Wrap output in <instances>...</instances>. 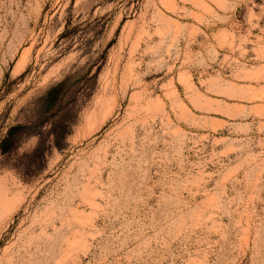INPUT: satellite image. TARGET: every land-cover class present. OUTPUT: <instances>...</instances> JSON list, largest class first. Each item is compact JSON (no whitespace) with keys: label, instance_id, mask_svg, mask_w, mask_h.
I'll use <instances>...</instances> for the list:
<instances>
[{"label":"rangeland","instance_id":"obj_1","mask_svg":"<svg viewBox=\"0 0 264 264\" xmlns=\"http://www.w3.org/2000/svg\"><path fill=\"white\" fill-rule=\"evenodd\" d=\"M0 264H264V0H0Z\"/></svg>","mask_w":264,"mask_h":264}]
</instances>
